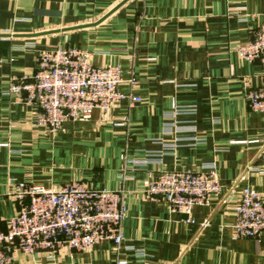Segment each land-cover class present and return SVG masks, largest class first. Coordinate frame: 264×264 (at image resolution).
<instances>
[{
	"label": "crops",
	"instance_id": "crops-1",
	"mask_svg": "<svg viewBox=\"0 0 264 264\" xmlns=\"http://www.w3.org/2000/svg\"><path fill=\"white\" fill-rule=\"evenodd\" d=\"M263 12L264 0H0V231L16 213L15 182L55 189L83 181L114 190L124 175L118 257L127 264H264V232L234 238L232 231L243 186L264 204V114L245 98L264 83V70L233 52L253 38ZM55 47L88 51L94 66L118 65L119 91L140 102L118 101L105 118L95 109L90 120L55 132L39 126L38 107L5 92L10 80L32 76L39 50ZM173 105L195 106V115L178 119H194L196 129L178 136L201 142L187 139L163 153L158 139ZM210 162L222 192L194 206L191 222L145 195L161 172ZM114 259L102 242L81 251L61 246L52 255L14 249L9 264Z\"/></svg>",
	"mask_w": 264,
	"mask_h": 264
},
{
	"label": "built area",
	"instance_id": "built-area-1",
	"mask_svg": "<svg viewBox=\"0 0 264 264\" xmlns=\"http://www.w3.org/2000/svg\"><path fill=\"white\" fill-rule=\"evenodd\" d=\"M233 52L244 60L258 62L264 70V12L253 38L236 45ZM90 58V52L75 47L39 50L32 76L10 80L5 93L18 97L24 104H35L36 123L49 132L59 130L66 122L90 120L95 109L105 118L118 101L127 100L130 107L140 102L139 96L119 91L122 79L118 65L94 66ZM245 98L252 110L264 114V83L247 89ZM195 114V106L173 105L165 115V127L158 139L163 153L175 150L187 139L192 144L201 142L197 137L178 136L196 129L194 119L179 121L178 117ZM166 137L171 140L166 141ZM258 157L264 161V144ZM145 162L133 161L136 165ZM125 177L121 176L114 190L93 189L83 181H72L55 189L15 182L12 195L17 209L8 220L7 230L0 231V264L10 263L14 249L25 254L40 251L52 255L61 246L81 251L102 242L112 245L113 264H127L118 257L123 241L120 225L126 217ZM221 192L213 162L197 170L163 171L145 189L150 200L185 215L186 222H191L194 206L207 205L210 198ZM232 231L234 238H256L264 232L262 197L251 187L243 186L240 190ZM136 254L142 255L140 251Z\"/></svg>",
	"mask_w": 264,
	"mask_h": 264
},
{
	"label": "water",
	"instance_id": "water-1",
	"mask_svg": "<svg viewBox=\"0 0 264 264\" xmlns=\"http://www.w3.org/2000/svg\"><path fill=\"white\" fill-rule=\"evenodd\" d=\"M111 11H114V10H111ZM111 13V12H110ZM0 36H2V34H0Z\"/></svg>",
	"mask_w": 264,
	"mask_h": 264
}]
</instances>
